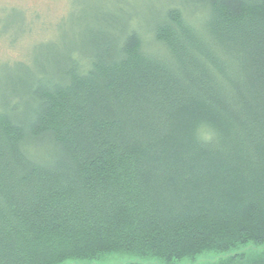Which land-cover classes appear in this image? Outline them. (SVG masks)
<instances>
[{
    "label": "trees",
    "instance_id": "16d2710c",
    "mask_svg": "<svg viewBox=\"0 0 264 264\" xmlns=\"http://www.w3.org/2000/svg\"><path fill=\"white\" fill-rule=\"evenodd\" d=\"M77 23L0 67V264H264V0Z\"/></svg>",
    "mask_w": 264,
    "mask_h": 264
},
{
    "label": "rangeland",
    "instance_id": "374dc122",
    "mask_svg": "<svg viewBox=\"0 0 264 264\" xmlns=\"http://www.w3.org/2000/svg\"><path fill=\"white\" fill-rule=\"evenodd\" d=\"M106 1L0 0V67L6 62L30 60L32 52L36 48L39 50L44 41L56 37L59 29L61 33H68L69 37H73L74 30L80 26L77 18L91 12V8L101 7ZM132 3L138 9L139 0H132ZM251 255L249 252L248 257ZM219 259L218 256H205L197 264H210ZM116 263L117 260H111L107 264ZM239 263L241 262L238 260L229 262Z\"/></svg>",
    "mask_w": 264,
    "mask_h": 264
}]
</instances>
